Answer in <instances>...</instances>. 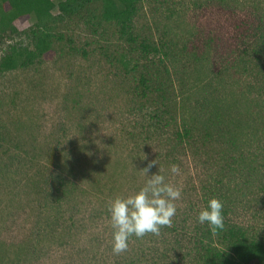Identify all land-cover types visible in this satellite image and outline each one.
I'll list each match as a JSON object with an SVG mask.
<instances>
[{
	"label": "rangeland",
	"instance_id": "rangeland-1",
	"mask_svg": "<svg viewBox=\"0 0 264 264\" xmlns=\"http://www.w3.org/2000/svg\"><path fill=\"white\" fill-rule=\"evenodd\" d=\"M227 4L237 13L258 14L255 8L264 0H141L134 31L139 40L169 41V55L161 61L162 54L131 51L92 3L81 16L57 24L61 39L54 40L52 59L0 74V264H197L191 252L167 242L164 232L133 236L127 251L113 253L108 206L158 172L183 194L188 186L196 188L202 170L217 172L216 162L229 153L220 144V154L208 150L206 159L194 162L190 149L177 146L176 160L167 159L164 153L177 144L166 137L175 123L150 132L149 111L161 99L156 90L149 99L140 96V72L162 82L169 77L176 123L200 120L217 108L226 119L240 115L248 136L250 130L264 132V89L251 87L257 75L229 60L223 48L232 34L224 21ZM15 24L20 33L14 39L26 44L23 30L31 20ZM209 35L216 41L209 43ZM3 42L0 55L9 44ZM122 53L139 59L136 69L123 65ZM253 136L246 142L250 149L256 148ZM152 161L157 164L145 175ZM172 164L179 166L178 175L171 173ZM224 181L235 219L264 238L263 173L231 170ZM182 194L173 220L188 229L199 192Z\"/></svg>",
	"mask_w": 264,
	"mask_h": 264
},
{
	"label": "trees",
	"instance_id": "trees-1",
	"mask_svg": "<svg viewBox=\"0 0 264 264\" xmlns=\"http://www.w3.org/2000/svg\"><path fill=\"white\" fill-rule=\"evenodd\" d=\"M140 2L141 0H0V44L4 43V40L9 42L5 48L3 47V53L0 55V74L52 59L56 53L54 40L61 39V35L57 38L55 34L57 24L63 22L65 18L81 16L82 11L88 9L92 3L100 7V20L113 23L117 27L118 37L131 45V51L141 50L145 55L162 54L161 61H163L170 51L168 40L164 38L158 43H151L145 39L139 40L135 34L133 20L138 13ZM231 5L227 4L225 7L228 10L227 18L224 19L230 27L231 39L227 47L223 45L222 47L227 52L229 60L242 64V70H251L252 74L257 75L251 87L257 85L264 89V16H259L261 10L263 12L261 14L264 15V4L259 6L260 8H255L256 11L259 10L258 14L237 13L235 6L233 10H229ZM54 9H57V13H54ZM28 20H31V24L23 32L29 39L26 44H19L14 39L15 35L20 33L15 22ZM206 39L209 43L216 41L211 35ZM216 44L220 47L223 42L219 40ZM121 56L126 58V60L122 59L123 65L131 64L133 70L137 68L139 59L133 62L125 53ZM164 70L168 74V67L164 66ZM168 80L169 77L162 82L159 76L152 72L139 74V82L142 85L140 96L149 99V93L156 90L161 99L159 105L154 106L153 111H149L150 119L153 120L152 123H148L150 132L155 134L158 129H164L175 123L170 135L166 137L169 139V136H173L177 144L174 148L167 149L164 156L167 159L170 156L175 157L176 147L181 146L185 150L190 149L196 157L193 161L197 162L198 158L203 159L201 156L206 159V151L216 150L215 147H219L220 144H226L229 153L227 157L223 156V159H218L216 162L219 166L217 172L202 170L198 180H195L197 189L194 185L185 189L183 194L193 191L196 195L199 192L195 202L199 206L195 205L191 221L187 225L188 229H184V225L179 226L174 222L176 220H172V226H164L160 232H164L167 242L173 241L187 252H191L197 264H251L254 260L264 264V238L251 234L235 219L236 205L231 202V192H224V178L231 170L240 172L246 169L249 176L257 170L264 176V132L258 136L256 131L250 130L248 136L245 133L246 124L240 115H229L226 119L219 116L217 108L214 112L204 114L200 120L198 117H192V120L181 118V121L176 123L178 119L170 110V102L174 99L171 100L167 95ZM252 133L255 137L253 140L255 149L246 146ZM215 152L221 153L220 150ZM258 159L262 161L261 168H257L254 164L259 162ZM213 197L223 202L222 214L225 227L217 233L211 232L207 224L201 225L197 221L199 210ZM191 203L189 206L192 205Z\"/></svg>",
	"mask_w": 264,
	"mask_h": 264
},
{
	"label": "clouds",
	"instance_id": "clouds-1",
	"mask_svg": "<svg viewBox=\"0 0 264 264\" xmlns=\"http://www.w3.org/2000/svg\"><path fill=\"white\" fill-rule=\"evenodd\" d=\"M157 164L152 161L143 169L145 175ZM173 174H179L176 164L170 166ZM148 178L136 192L126 197L114 198L109 206V218L112 228V251L120 254L127 251L130 238H143L146 234L159 235L162 227L172 226L173 217L177 213L175 201L181 199L182 188L168 181L158 172ZM223 202L218 198H210L205 207L199 210L197 221L207 224L209 230L217 233L224 229Z\"/></svg>",
	"mask_w": 264,
	"mask_h": 264
}]
</instances>
